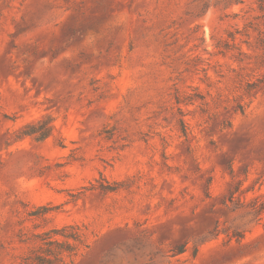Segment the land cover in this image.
Here are the masks:
<instances>
[{
	"label": "rangeland",
	"instance_id": "1",
	"mask_svg": "<svg viewBox=\"0 0 264 264\" xmlns=\"http://www.w3.org/2000/svg\"><path fill=\"white\" fill-rule=\"evenodd\" d=\"M254 2L0 0V264H264V90L215 53Z\"/></svg>",
	"mask_w": 264,
	"mask_h": 264
},
{
	"label": "trees",
	"instance_id": "2",
	"mask_svg": "<svg viewBox=\"0 0 264 264\" xmlns=\"http://www.w3.org/2000/svg\"><path fill=\"white\" fill-rule=\"evenodd\" d=\"M254 11L257 15L254 17L256 23L249 22L243 29L238 27L227 31L226 36L220 38L215 44V53L218 56H230L236 61L243 63L245 58H250L248 74H238V84L243 87L244 92L249 95L264 90V73L259 76L255 74L264 70V0H255ZM258 31L255 46L251 45V30ZM252 48L255 55L244 50V46ZM178 99V103H182ZM29 135L36 134L35 131L28 133ZM47 131L42 132L39 139L46 138ZM48 241L43 243L39 248V253L35 256H27L24 260L26 264H60L65 258L72 261L78 252L80 246H85L83 234L78 225H67L60 229H54L46 234ZM46 240V239H45ZM43 241V239H42ZM44 242V241H43Z\"/></svg>",
	"mask_w": 264,
	"mask_h": 264
}]
</instances>
